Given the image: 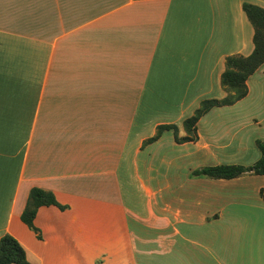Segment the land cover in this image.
<instances>
[{
  "label": "crops",
  "instance_id": "crops-1",
  "mask_svg": "<svg viewBox=\"0 0 264 264\" xmlns=\"http://www.w3.org/2000/svg\"><path fill=\"white\" fill-rule=\"evenodd\" d=\"M264 0H0V239L33 264H264V64L248 94L211 109L195 141L160 125L223 99L226 57L249 56L244 3ZM66 206L21 215L32 188Z\"/></svg>",
  "mask_w": 264,
  "mask_h": 264
},
{
  "label": "trees",
  "instance_id": "trees-1",
  "mask_svg": "<svg viewBox=\"0 0 264 264\" xmlns=\"http://www.w3.org/2000/svg\"><path fill=\"white\" fill-rule=\"evenodd\" d=\"M243 10L254 28V50L249 56L230 55L226 57V69L221 76L222 87L228 92L223 99H204L193 115L184 120L183 126L187 135L179 137L178 126L175 124L160 125L156 134L147 139L144 144L157 141L165 131H173L178 143L195 141L198 138L197 124L211 109L219 106L232 105L248 94V78L264 64V8L252 3H244ZM261 157L249 166L239 164H220L207 166L193 172L195 176H205L213 179H233L244 174L264 175V141L257 140ZM264 200V189L261 190ZM56 205L64 210L53 192L34 187L31 189L25 210L21 215L22 221L37 233L41 239L39 229L34 224L37 212L42 206ZM0 264H33L28 260L24 246L11 234H5L0 239Z\"/></svg>",
  "mask_w": 264,
  "mask_h": 264
}]
</instances>
